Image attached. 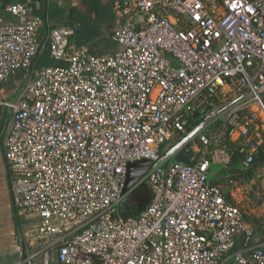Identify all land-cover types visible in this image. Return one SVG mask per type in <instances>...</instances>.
Listing matches in <instances>:
<instances>
[{"label": "built area", "instance_id": "built-area-1", "mask_svg": "<svg viewBox=\"0 0 264 264\" xmlns=\"http://www.w3.org/2000/svg\"><path fill=\"white\" fill-rule=\"evenodd\" d=\"M6 9L18 21L0 16L5 163L43 264H264V240L209 175L237 154L251 167L264 145V0H113L110 52L77 48L75 27L59 26L60 64L43 68L42 19L28 3ZM19 73L21 92L3 95ZM141 185L149 203L124 216Z\"/></svg>", "mask_w": 264, "mask_h": 264}, {"label": "crops", "instance_id": "crops-1", "mask_svg": "<svg viewBox=\"0 0 264 264\" xmlns=\"http://www.w3.org/2000/svg\"><path fill=\"white\" fill-rule=\"evenodd\" d=\"M9 1L28 3L32 6L33 15L42 19L39 37L44 41L45 47L50 43L51 30L59 26L75 27L76 32L69 40L77 48L94 54H103L110 52L114 47L111 40L116 27L113 0H101L100 7L95 10H89L91 0H0V16L6 21L17 22V17L6 9ZM88 28H94L92 33L83 31ZM36 60L37 58L34 68ZM16 79H19L21 84L14 88L12 84ZM26 79L21 73L12 76L3 85V95L10 97L19 94ZM9 123L10 116L3 109L0 114V264H43L44 251L41 248H33L26 235V231L36 219L27 221L19 216L12 201L3 147L4 131ZM237 244L240 248L243 246L239 239ZM233 252L228 254V259ZM53 264L58 263L54 260Z\"/></svg>", "mask_w": 264, "mask_h": 264}, {"label": "rangeland", "instance_id": "rangeland-1", "mask_svg": "<svg viewBox=\"0 0 264 264\" xmlns=\"http://www.w3.org/2000/svg\"><path fill=\"white\" fill-rule=\"evenodd\" d=\"M18 80V81H17ZM21 84L19 79L13 82L12 87L16 88ZM11 88V86H9ZM6 118H8L6 114ZM264 152V145H263ZM236 170L227 168L220 163L212 166L209 175L210 179L222 187L226 197L239 204L246 213L247 220L253 226L255 231L254 241L264 240V154H260L257 161L249 167H233ZM145 185L136 188V194L133 196L140 199L141 189ZM138 216V215H137ZM224 264H230L225 261Z\"/></svg>", "mask_w": 264, "mask_h": 264}, {"label": "trees", "instance_id": "trees-1", "mask_svg": "<svg viewBox=\"0 0 264 264\" xmlns=\"http://www.w3.org/2000/svg\"><path fill=\"white\" fill-rule=\"evenodd\" d=\"M101 5V0H91L89 3V10H95L98 9V7H100ZM90 13V11H89ZM91 30V31H90ZM94 30V28L91 29H83V31H88L90 33H92V31ZM93 35V34H92ZM94 54V53H93ZM60 63H57L52 57H51V53H50V47L49 45L47 47H45L42 52L39 54V56L37 57L36 63H35V67L36 68H43V67H47V66H54ZM263 148V147H262ZM264 154L263 149H261V151L259 152V154L257 155L255 161H257L258 157L260 156V154ZM254 161V163H255ZM253 163V164H254ZM252 164V165H253ZM241 166V157L240 155H236L233 160L232 163L230 165L227 166V168H231V171L236 170L233 167L234 166ZM242 167V166H241ZM213 181V180H212ZM214 182V181H213ZM216 183V182H215ZM145 187H147L145 185ZM137 190H134L132 193H130L125 200L123 201L122 205H121V209L124 212V214L126 216L128 215H132V216H137L141 210H143L147 204L149 203V201H145L143 200L141 197L140 199H136V197L133 196L136 194ZM151 197V195H150ZM240 248V245L236 244L235 247L232 249L231 252L236 251Z\"/></svg>", "mask_w": 264, "mask_h": 264}, {"label": "water", "instance_id": "water-1", "mask_svg": "<svg viewBox=\"0 0 264 264\" xmlns=\"http://www.w3.org/2000/svg\"><path fill=\"white\" fill-rule=\"evenodd\" d=\"M11 4V1L7 3V7ZM6 7V8H7ZM152 165V162L149 160H143L141 162L131 163L128 166V173H127V182L125 186V191L131 189L140 179L145 175L147 170ZM150 189L148 187H145L144 189H141L140 197L145 200L149 201L150 199ZM124 214V212L122 211ZM124 216H126L124 214Z\"/></svg>", "mask_w": 264, "mask_h": 264}]
</instances>
